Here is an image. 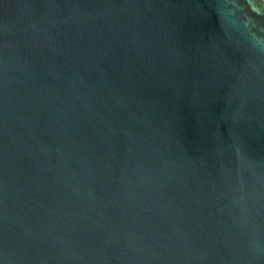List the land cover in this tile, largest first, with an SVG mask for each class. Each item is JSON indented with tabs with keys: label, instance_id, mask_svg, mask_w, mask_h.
<instances>
[{
	"label": "water",
	"instance_id": "obj_1",
	"mask_svg": "<svg viewBox=\"0 0 264 264\" xmlns=\"http://www.w3.org/2000/svg\"><path fill=\"white\" fill-rule=\"evenodd\" d=\"M0 264H264V2L0 0Z\"/></svg>",
	"mask_w": 264,
	"mask_h": 264
},
{
	"label": "rangeland",
	"instance_id": "obj_2",
	"mask_svg": "<svg viewBox=\"0 0 264 264\" xmlns=\"http://www.w3.org/2000/svg\"><path fill=\"white\" fill-rule=\"evenodd\" d=\"M264 2V0H262Z\"/></svg>",
	"mask_w": 264,
	"mask_h": 264
}]
</instances>
